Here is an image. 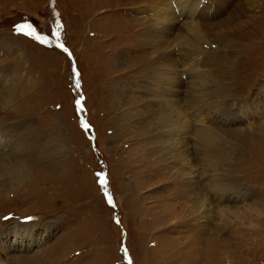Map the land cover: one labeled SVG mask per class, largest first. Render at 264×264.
<instances>
[{
	"label": "rangeland",
	"instance_id": "rangeland-1",
	"mask_svg": "<svg viewBox=\"0 0 264 264\" xmlns=\"http://www.w3.org/2000/svg\"><path fill=\"white\" fill-rule=\"evenodd\" d=\"M0 160V264H264V0H0Z\"/></svg>",
	"mask_w": 264,
	"mask_h": 264
},
{
	"label": "snow or ice",
	"instance_id": "snow-or-ice-1",
	"mask_svg": "<svg viewBox=\"0 0 264 264\" xmlns=\"http://www.w3.org/2000/svg\"><path fill=\"white\" fill-rule=\"evenodd\" d=\"M60 28H61V25L59 24V22H57L56 29L54 30V33H53V35L57 39H59V31H60ZM14 31L17 34H24V35H26L28 37H31V38L39 41L41 44H49V43H51L49 41L48 37L39 35L37 33L36 29L30 23H21V24H18V25H16L14 27ZM56 46L59 47V48H61V49H64V45L63 44H57ZM64 50L67 51V49H64ZM84 126L87 127V125H84ZM100 183H101V185H104L106 183V180L104 178H101L100 179ZM105 194H106V197H107L109 203H111V201H112L111 196L108 195L107 192ZM27 219L28 220H31L32 218L31 217H28Z\"/></svg>",
	"mask_w": 264,
	"mask_h": 264
},
{
	"label": "bare ground",
	"instance_id": "bare-ground-1",
	"mask_svg": "<svg viewBox=\"0 0 264 264\" xmlns=\"http://www.w3.org/2000/svg\"><path fill=\"white\" fill-rule=\"evenodd\" d=\"M180 2V1H179ZM196 3H197V1H196ZM167 7H168V5H166ZM159 9V8H158ZM167 9H170V8H167ZM244 22V21H243ZM242 22V23H243ZM257 22H258V20H257ZM195 25V24H194ZM193 25V28L191 29V30H194L195 29V26ZM253 26V25H252ZM194 34H195V32H194ZM201 79V78H200ZM160 107V106H159ZM161 118V117H160ZM170 119V118H169ZM201 135V134H200ZM199 135V136H200ZM202 138V137H201ZM204 140H206L205 138H203ZM8 145V144H7ZM6 146V145H5ZM7 147H10V145L9 146H7ZM17 148H18V146H17ZM10 150H11V147L9 148ZM9 150V151H10ZM2 151V150H1ZM5 151H6V147H5ZM19 152V151H18ZM13 153V152H12ZM11 153V154H12ZM19 156V155H18ZM3 157V156H2ZM8 157H9V155H8ZM7 160V159H6ZM0 161H2V160H0ZM14 162V161H13ZM20 162V161H19ZM3 167H5V164H3ZM7 169H9V172L11 173V176H17V177H19V176H21L22 174H24V167H23V165L22 164H20V163H8V165H7ZM1 170V169H0ZM3 171V170H2ZM20 178V177H19ZM20 230L21 229H13V230H11V232H13V234H14V236H18V234H20Z\"/></svg>",
	"mask_w": 264,
	"mask_h": 264
}]
</instances>
